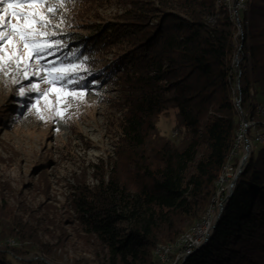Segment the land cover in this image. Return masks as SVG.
<instances>
[{
  "label": "trees",
  "instance_id": "trees-1",
  "mask_svg": "<svg viewBox=\"0 0 264 264\" xmlns=\"http://www.w3.org/2000/svg\"><path fill=\"white\" fill-rule=\"evenodd\" d=\"M76 1L119 7L69 41L101 65L90 71L119 92L121 118L119 160L75 189L71 210L106 264H163L154 248L204 215L242 118L253 123L248 139L264 128V0H245L240 30L217 0ZM170 110L178 139L157 127ZM0 221L4 237L25 240L11 215ZM0 264L44 263L0 248ZM180 264H264V142L253 143L208 239Z\"/></svg>",
  "mask_w": 264,
  "mask_h": 264
},
{
  "label": "rangeland",
  "instance_id": "rangeland-1",
  "mask_svg": "<svg viewBox=\"0 0 264 264\" xmlns=\"http://www.w3.org/2000/svg\"><path fill=\"white\" fill-rule=\"evenodd\" d=\"M118 10L114 4L89 9L82 2L65 0L54 21L63 19L57 30L64 33L59 38L67 44L58 55L73 51L70 49L73 42L69 40L75 35H92L89 25L94 20L103 21ZM237 28L240 30V23ZM82 61L78 52L68 60L77 65ZM93 63L86 61L73 70L85 77L87 95L83 102L67 97L56 106L62 109L70 104L66 119H48L46 123L37 118L35 110L28 111L39 93L29 92L25 97L16 94L20 86L39 82L38 77L13 85L12 75L20 77L21 73L9 68L11 75L0 81V220L4 222V217L11 215L14 230L25 236L23 242L14 235L4 237L0 221V248L11 249L20 258L44 264H106L104 248L82 231L70 206L78 186L96 185L119 160L116 146L121 118L116 103L119 92L99 78L98 73H91L90 70L101 66L93 67ZM40 86L48 87L43 83ZM55 99L50 94L39 100L37 107L46 117L53 112L45 101ZM157 127L161 134L176 139L174 111L158 117Z\"/></svg>",
  "mask_w": 264,
  "mask_h": 264
},
{
  "label": "snow or ice",
  "instance_id": "snow-or-ice-1",
  "mask_svg": "<svg viewBox=\"0 0 264 264\" xmlns=\"http://www.w3.org/2000/svg\"><path fill=\"white\" fill-rule=\"evenodd\" d=\"M64 4L65 0H0V81L11 75L7 71L9 68L21 73L20 77L12 75L13 85L21 84L33 76L38 77L39 82L20 86L16 94L25 97L29 92L39 93L33 98L28 111L31 113L35 110L37 118L45 123L48 119H66L70 104L58 109L56 106L61 101L72 97L83 102L87 95L83 83L85 77L73 70L82 67L88 58L84 57L81 64L77 65L68 62L69 57L77 56V50L64 56L58 55L67 48V44L59 38L64 33L57 30L63 19L54 23ZM41 83L48 87L41 88ZM77 88L84 90L77 91ZM50 94L56 99L45 101L53 112L51 117H46L37 104ZM55 130L59 131L58 128Z\"/></svg>",
  "mask_w": 264,
  "mask_h": 264
},
{
  "label": "bare ground",
  "instance_id": "bare-ground-1",
  "mask_svg": "<svg viewBox=\"0 0 264 264\" xmlns=\"http://www.w3.org/2000/svg\"><path fill=\"white\" fill-rule=\"evenodd\" d=\"M218 3L222 4L225 6V8L227 9V11L229 12L230 17L236 22L237 25H239V13L240 11L244 10L246 8V4L244 0H235V2H238L239 5L236 8V12L232 9L231 4L230 3H225V0H217ZM212 19V18H209ZM238 103V100L236 101V104ZM252 122H249L245 119H243L241 121V124L238 128V130L236 131L235 134V138H234V144H233V148L230 151L228 157H227V161L224 164L219 176L216 179V191L215 194L212 197L211 203L208 206L207 210L205 211L204 215L199 219V220H205L204 221V225L201 227V234H205L204 237L202 239L199 240L198 245L194 246V247H188V249L185 252H182L180 257L178 258V253H172V250L176 249L177 247H180L181 245H183L185 243L186 238L190 237V235L193 232L195 223L193 224V226H191L188 230L184 231L183 233H181L172 243H168V244H160L157 245L154 248V255L158 258V260L163 263V264H172L173 260H176L173 264H180L181 262H183L185 260V258L191 254L196 248H198L201 244H203L208 237L210 236L214 224L216 222V218L218 217V214L221 212V210L224 207V204L226 202V198L227 196L232 192L233 188H234V183L235 180L237 178V176L239 175V173L241 172L245 162L243 163L241 159L239 165H238V169L236 172V178L234 180L233 183L229 184V190L227 191V195L224 197V200H222L219 205H218V212H216V216L212 219H209L210 214H211V209H212V204H214L216 202V197L217 195H219L221 193V185H222V180L225 177V174L227 172L228 169V161L230 160L231 156L233 155V151L236 149L237 147V142H238V138L240 136L241 133V129H248L252 124ZM178 134L177 130H175L173 132V137H175ZM255 142V136L252 139H248L247 138V134L246 136L243 137V150H251V147L253 146V143ZM256 142H264V128L262 129V131L259 132L258 134V138L256 140ZM250 153V152H249ZM247 159V158H246ZM245 159V161H246ZM160 252H163L162 254V258H161V254H158Z\"/></svg>",
  "mask_w": 264,
  "mask_h": 264
},
{
  "label": "built area",
  "instance_id": "built-area-1",
  "mask_svg": "<svg viewBox=\"0 0 264 264\" xmlns=\"http://www.w3.org/2000/svg\"><path fill=\"white\" fill-rule=\"evenodd\" d=\"M225 3H230L232 9L236 12V8L239 5L238 2H235V0H225ZM210 20H212V19H210ZM259 110L262 113V115H264V109L262 107H259ZM252 126H253V124H252ZM246 132H247V129H241V133H240V136H239L238 142H237V147L233 151V155L231 156L230 160L228 161V169H227V172L225 174V177L222 180L221 193L219 195H217L216 202L214 204H212V209H211V214H210L209 219L213 220V218L216 216V212H218L219 203L222 200H224V197L227 195V191L229 190V184L233 183L235 178H236V172H237L238 165H239L241 159H243L244 157L246 159L249 155L250 150H243V137L246 136ZM258 134H259V132L254 135L255 136V142L258 138ZM239 152H240V154H239ZM237 156H239V159H238V162L235 164L234 159ZM204 221L205 220L196 221L193 232L190 235V237L186 238L185 243L183 245L172 250V253H178V258H179L181 253L185 252L188 249V247L197 246L199 240L202 239L205 235V234H201V227L204 225ZM158 254H161V258H162L163 252H160ZM175 261L176 260H173V263Z\"/></svg>",
  "mask_w": 264,
  "mask_h": 264
},
{
  "label": "water",
  "instance_id": "water-1",
  "mask_svg": "<svg viewBox=\"0 0 264 264\" xmlns=\"http://www.w3.org/2000/svg\"><path fill=\"white\" fill-rule=\"evenodd\" d=\"M242 162H243V163L245 162V157L243 158ZM235 181H236V180H235ZM230 194H231V193H230ZM230 194H229V195H230ZM229 195H228V196H229ZM228 196H227V198H228ZM227 198H226V199H227ZM221 211H222V210H221ZM220 213H221V212H220ZM220 213H219V214H220ZM219 214H218V217H219ZM218 217L216 218V221H217Z\"/></svg>",
  "mask_w": 264,
  "mask_h": 264
}]
</instances>
